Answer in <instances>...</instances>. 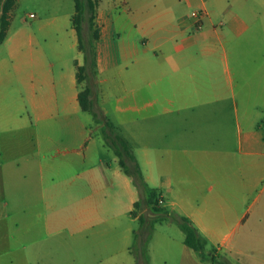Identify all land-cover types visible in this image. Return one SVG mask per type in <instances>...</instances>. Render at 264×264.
Returning a JSON list of instances; mask_svg holds the SVG:
<instances>
[{"label":"crops","instance_id":"0c3cea01","mask_svg":"<svg viewBox=\"0 0 264 264\" xmlns=\"http://www.w3.org/2000/svg\"><path fill=\"white\" fill-rule=\"evenodd\" d=\"M96 1L97 102L145 182L221 260L264 264V0H117L111 12ZM73 15L8 14L0 264H75L94 245L107 260L131 255L148 211L132 215L139 194L79 105L87 83ZM165 244L178 264H211L183 240ZM149 263L169 256L153 262L150 250Z\"/></svg>","mask_w":264,"mask_h":264},{"label":"trees","instance_id":"16d2710c","mask_svg":"<svg viewBox=\"0 0 264 264\" xmlns=\"http://www.w3.org/2000/svg\"><path fill=\"white\" fill-rule=\"evenodd\" d=\"M74 2V15L72 17L73 26L78 34L79 50L84 56V65L78 67V80L79 82L87 80L88 72L95 73L96 69V53L94 51V42L98 39V30L94 29V21L96 17L97 1L96 0H73ZM14 6V0H6L2 8V16L0 19V43L6 37V31L9 26L8 14ZM86 22L90 30H93L92 36L87 40L85 46L82 36L81 24ZM86 75V76H85ZM79 105L81 110L89 112L96 118L97 112L95 111L94 94L89 85V82L80 91L78 95ZM103 130L102 137L107 145L117 157L118 165L123 173L128 176L139 194V200L134 203V211L132 215H136V210L141 208V205L146 206L150 217L145 214L138 217L139 231L134 233V243L139 250V257L144 264H148L147 244L150 239V232L154 225L165 220H171L177 223L180 230L184 234L183 244L189 249L193 250L200 261L210 262L211 264H229L220 259V255L216 253L213 247H208V241L201 236L197 229L191 224L189 219L183 216H177L169 212L166 208L159 204L160 193L157 190L151 189L145 182L140 167L132 153L129 144L117 134L115 126L103 116ZM133 248H131V252Z\"/></svg>","mask_w":264,"mask_h":264},{"label":"rangeland","instance_id":"374dc122","mask_svg":"<svg viewBox=\"0 0 264 264\" xmlns=\"http://www.w3.org/2000/svg\"><path fill=\"white\" fill-rule=\"evenodd\" d=\"M6 0H0V19L2 16V8ZM117 0H99V7L100 11H108L111 12L113 8L116 6ZM63 11H72L74 12V2L73 0H14V7L12 9V14L16 16V20L26 17L29 13L36 14V13H53V12H63ZM82 29V36L84 39L85 46H87V40L89 37L92 36L93 30H90L88 27V24L86 22H82L81 24ZM94 29H97V25H94ZM95 51V47H94ZM96 53V51H95ZM86 76V75H85ZM87 80H85L84 84L89 82V85L93 91L94 94V107L95 111L97 112L95 120V124H97L96 127H94V132H98L99 135L102 137V130H103V114L99 108V103L97 102L96 96H98L99 93V87L97 82V71L95 69V73L88 72L87 74ZM110 106V105H108ZM117 134L120 135L117 128L114 130ZM121 136V135H120ZM144 209V208H143ZM146 215L151 214L146 211ZM139 231V223L135 224V232ZM166 237H171L175 241H182L184 234L180 230L179 226L176 222L171 220H165L160 223H157L154 225L153 229L150 232V239L147 244V255H148V264L149 263V255L150 250L152 251V258L153 262H159V260L162 257H165L166 255L169 256V263L170 264H178V258H177V252L174 250L173 247H167L165 244ZM93 252V257H87V258H80L79 262L78 260H75V264H83L91 263L92 264H144L141 259H139V250L136 248L137 245L133 242L132 248L133 252H131V255L129 254H121L117 256L116 258L107 260V256L99 255L100 253L96 249ZM193 252V251H190ZM209 252V248H206V253ZM194 254V252H193ZM196 254V253H195ZM70 256L68 254L62 252L61 254V263H72L73 262V255L72 260H70ZM82 259V260H81ZM0 263H6V258H3ZM73 264V263H72Z\"/></svg>","mask_w":264,"mask_h":264},{"label":"built area","instance_id":"2783aa9c","mask_svg":"<svg viewBox=\"0 0 264 264\" xmlns=\"http://www.w3.org/2000/svg\"><path fill=\"white\" fill-rule=\"evenodd\" d=\"M205 13L204 11H198V12H193L192 13V17L195 18V22H196V26L197 28H199L201 26V22L203 20ZM31 17H33V15H30ZM159 204L162 205V200H159Z\"/></svg>","mask_w":264,"mask_h":264}]
</instances>
